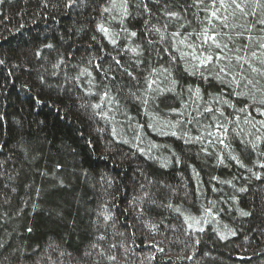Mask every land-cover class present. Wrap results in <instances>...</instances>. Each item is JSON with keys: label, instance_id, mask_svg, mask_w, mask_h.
I'll return each mask as SVG.
<instances>
[{"label": "trees", "instance_id": "trees-1", "mask_svg": "<svg viewBox=\"0 0 264 264\" xmlns=\"http://www.w3.org/2000/svg\"><path fill=\"white\" fill-rule=\"evenodd\" d=\"M191 2L0 0V264H264V7Z\"/></svg>", "mask_w": 264, "mask_h": 264}, {"label": "snow or ice", "instance_id": "snow-or-ice-1", "mask_svg": "<svg viewBox=\"0 0 264 264\" xmlns=\"http://www.w3.org/2000/svg\"><path fill=\"white\" fill-rule=\"evenodd\" d=\"M74 2V0H73ZM256 4L264 7V0H255ZM204 3V0H192L191 4H188L187 7H199L201 4ZM217 3L219 4V7H217ZM207 7V6H206ZM211 7L213 9H215L214 11H211L209 14V19H208V23L210 25H212L213 28L216 27V25L212 24L213 20H216L220 25H222L224 28H227L229 25L227 23L228 21V17L227 16H222V15H218V12L221 9H225L226 7H234V9H238L241 12H244V7L242 5L241 2H238V0H231V3H228V0H212L211 2ZM105 11H107V9H105ZM167 15L172 18V19H177L179 18L178 13L177 12H167ZM261 24H264V21H260ZM103 32L107 33V29L102 28L101 29ZM157 31H159L157 29ZM131 35L135 36L136 33L133 32L131 33ZM173 35H179V33H173ZM203 43H208L209 41L212 43V45L215 46L216 49H221V45L217 42L216 40V35L214 32L209 31L207 28L204 30L203 32ZM224 47H227V45H225ZM260 47L264 48V44L260 45ZM222 50V49H221ZM256 53H253V56H255ZM199 62H200V66H207L209 63H212L213 59L215 60H221V59H226V57H223L221 55H216L215 57H213L212 55H206L203 57V59H200L199 57H196ZM243 58H238L237 59V63H240V60ZM117 63H119L117 61ZM245 64H248L247 60H244ZM261 63H264V61H261ZM242 67V66H241ZM249 67L251 68V71L254 73H259L261 75H264V72H260V70L256 67H253L252 65L249 64ZM220 72L224 73L225 75L228 74V72L230 70H227L226 67H222L219 69ZM240 73H237V75H239ZM249 83H251V81H248ZM104 96L107 97V93H104ZM261 104H264V100L260 101ZM95 107H100V105H96ZM264 114V113H261ZM262 167H264V165H262ZM243 215H250V213L248 212H243ZM105 219L107 220L108 217H105ZM112 259H115L114 257H112Z\"/></svg>", "mask_w": 264, "mask_h": 264}]
</instances>
